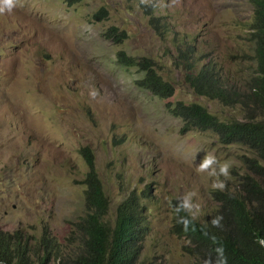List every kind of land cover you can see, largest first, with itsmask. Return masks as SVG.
Masks as SVG:
<instances>
[{
    "label": "rangeland",
    "instance_id": "374dc122",
    "mask_svg": "<svg viewBox=\"0 0 264 264\" xmlns=\"http://www.w3.org/2000/svg\"><path fill=\"white\" fill-rule=\"evenodd\" d=\"M147 3L171 33L160 37L151 28ZM252 18L249 0H18L0 13V230L38 238L48 229L67 245L85 215L80 149L89 146L107 218L133 196L146 219L141 258L189 264L185 240L172 234L173 201L192 193L194 217L211 211L212 192L220 190L214 183L230 179L249 154L220 145L212 132L187 129L170 112L177 102L195 103L220 121L245 118L239 107L194 94L171 40L186 38L203 63L243 76L252 70ZM112 27L121 44L104 36ZM119 52L150 60L173 95L161 99L141 88L144 71L120 64ZM206 154L230 165L227 178L197 171Z\"/></svg>",
    "mask_w": 264,
    "mask_h": 264
},
{
    "label": "trees",
    "instance_id": "16d2710c",
    "mask_svg": "<svg viewBox=\"0 0 264 264\" xmlns=\"http://www.w3.org/2000/svg\"><path fill=\"white\" fill-rule=\"evenodd\" d=\"M253 18L248 26L252 48V70L239 77L225 74L214 62L203 63L196 47L186 38H173L177 62L185 84L199 97L217 101L227 107H239L242 121H220L199 104L177 102L170 112L189 130L212 132L222 146L235 145L249 156L240 158V169L223 179L224 188L212 192L216 206L194 217L174 203L172 234L185 240L184 252L189 264H264V0H249ZM140 5H142L140 3ZM144 13L149 25L160 37L172 32L166 23L153 16L147 3ZM99 14H105L103 9ZM107 39L122 42L123 35L112 27L104 32ZM251 60V59H250ZM118 62L139 67L144 78L141 88L161 99L170 98L174 88L155 71L148 59L134 60L123 52ZM178 67V65H177ZM87 172L84 176V217L59 244L48 229L40 237L20 231L10 234L0 230L1 264H149L141 258L146 219L144 208L133 196L118 204L112 219L109 201L95 169L90 147L80 150ZM218 219V224L212 221ZM155 264V262L151 263Z\"/></svg>",
    "mask_w": 264,
    "mask_h": 264
},
{
    "label": "clouds",
    "instance_id": "9594fccd",
    "mask_svg": "<svg viewBox=\"0 0 264 264\" xmlns=\"http://www.w3.org/2000/svg\"><path fill=\"white\" fill-rule=\"evenodd\" d=\"M141 4L143 5V3H141ZM17 6H18V0H0V13H4L5 11L11 12ZM87 147H89V146H87ZM90 150H91V148H90ZM217 168H218V171H217ZM229 168H230V165L228 163H226V162L220 163L214 155L206 154L204 156L202 162L197 166V171L198 172H208V174L210 176L223 175L225 178H227L229 176ZM209 169H211V171H209ZM224 186L225 185L222 181H218V182L214 183V185H213L214 188L219 187L220 189H223ZM85 189H86V187H85ZM103 190H104V187H103ZM192 195H193L192 193H189L185 197L182 198V201H181L180 206L177 209V211H179L180 208H183V209L187 210L189 213L192 212V209L194 207L191 203V196ZM212 223L218 224V219H214L212 221Z\"/></svg>",
    "mask_w": 264,
    "mask_h": 264
}]
</instances>
